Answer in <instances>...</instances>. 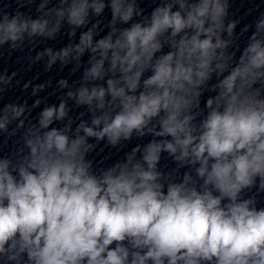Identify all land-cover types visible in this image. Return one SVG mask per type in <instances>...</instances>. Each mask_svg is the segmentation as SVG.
<instances>
[{"label": "clouds", "instance_id": "clouds-1", "mask_svg": "<svg viewBox=\"0 0 264 264\" xmlns=\"http://www.w3.org/2000/svg\"><path fill=\"white\" fill-rule=\"evenodd\" d=\"M14 3L0 55L81 75L0 106V264H264V11L237 31L232 0Z\"/></svg>", "mask_w": 264, "mask_h": 264}]
</instances>
